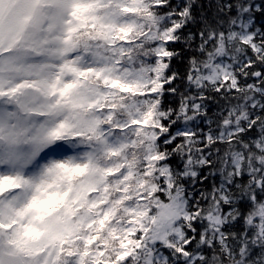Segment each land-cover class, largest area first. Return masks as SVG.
I'll list each match as a JSON object with an SVG mask.
<instances>
[{
    "label": "snow or ice",
    "instance_id": "1",
    "mask_svg": "<svg viewBox=\"0 0 264 264\" xmlns=\"http://www.w3.org/2000/svg\"><path fill=\"white\" fill-rule=\"evenodd\" d=\"M0 264H264V0H0Z\"/></svg>",
    "mask_w": 264,
    "mask_h": 264
},
{
    "label": "trees",
    "instance_id": "2",
    "mask_svg": "<svg viewBox=\"0 0 264 264\" xmlns=\"http://www.w3.org/2000/svg\"><path fill=\"white\" fill-rule=\"evenodd\" d=\"M206 2H207V0H205V3ZM249 54H251V53H249ZM186 62H187L186 59H185V61L183 63H181L180 61H176V62H174V67H176L181 73H183L185 71ZM249 82H251V81H249ZM168 102L169 103L172 102V98L171 97L168 98Z\"/></svg>",
    "mask_w": 264,
    "mask_h": 264
}]
</instances>
